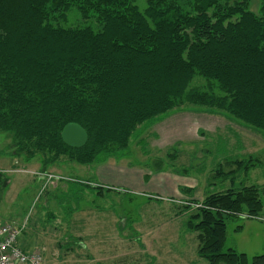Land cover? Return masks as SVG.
Returning <instances> with one entry per match:
<instances>
[{
    "label": "trees",
    "instance_id": "obj_1",
    "mask_svg": "<svg viewBox=\"0 0 264 264\" xmlns=\"http://www.w3.org/2000/svg\"><path fill=\"white\" fill-rule=\"evenodd\" d=\"M138 1L0 0V132L17 155L40 156L43 168L92 164L127 149L145 121L187 105L264 131V0L260 14L250 0ZM72 10L79 19L68 24ZM69 123L85 129L82 146L63 141ZM180 208L208 264H264V253L249 263L224 249L230 219L261 215L264 183Z\"/></svg>",
    "mask_w": 264,
    "mask_h": 264
},
{
    "label": "rangeland",
    "instance_id": "obj_2",
    "mask_svg": "<svg viewBox=\"0 0 264 264\" xmlns=\"http://www.w3.org/2000/svg\"><path fill=\"white\" fill-rule=\"evenodd\" d=\"M261 2L250 0V10L260 14ZM78 19L72 10L68 24ZM235 160L253 166L229 172ZM45 169L40 156L17 155L12 135L0 132V225L24 224L18 240L40 251L44 264H208L198 233L186 227L190 212H175L185 196L263 184L264 131L187 105L139 125L129 147L111 157ZM228 248L249 263L264 253V210L228 221Z\"/></svg>",
    "mask_w": 264,
    "mask_h": 264
},
{
    "label": "built area",
    "instance_id": "obj_3",
    "mask_svg": "<svg viewBox=\"0 0 264 264\" xmlns=\"http://www.w3.org/2000/svg\"><path fill=\"white\" fill-rule=\"evenodd\" d=\"M24 228V224L0 225V264H44L40 251L27 252L19 245V235Z\"/></svg>",
    "mask_w": 264,
    "mask_h": 264
},
{
    "label": "water",
    "instance_id": "obj_4",
    "mask_svg": "<svg viewBox=\"0 0 264 264\" xmlns=\"http://www.w3.org/2000/svg\"><path fill=\"white\" fill-rule=\"evenodd\" d=\"M63 141L74 147H79L87 141V133L85 129L76 123L67 124L62 131Z\"/></svg>",
    "mask_w": 264,
    "mask_h": 264
},
{
    "label": "crops",
    "instance_id": "obj_5",
    "mask_svg": "<svg viewBox=\"0 0 264 264\" xmlns=\"http://www.w3.org/2000/svg\"><path fill=\"white\" fill-rule=\"evenodd\" d=\"M111 168V167H110ZM45 170H47V168L45 169ZM102 170H104V169H102ZM47 171H50V169H48ZM116 171H118V173L119 174H122V171H120V170H117L116 169V167L115 168H111V173H115ZM102 174H104V173H102ZM164 182H165V179H164ZM164 185V184H163ZM165 186V185H164ZM166 187V186H165ZM102 188H103V186H102ZM101 192L99 193V194H102L103 193V190L101 189L100 190ZM178 192V191H177ZM183 196H185V195H183ZM171 197H174V196H171ZM186 198H196V197H193V196H185ZM175 198V197H174ZM174 198H172V199H174ZM186 198H182L181 199V201L182 200H185ZM180 208V207H179ZM176 210V209H175ZM175 214L176 215H178V214H183V213H181V208L177 211V212H175ZM53 215H55V214H53ZM19 245L23 248V250L24 251H27V252H31V251H34L33 250V247H31V246H25V245H23V244H20V242H19ZM43 255V254H42Z\"/></svg>",
    "mask_w": 264,
    "mask_h": 264
}]
</instances>
